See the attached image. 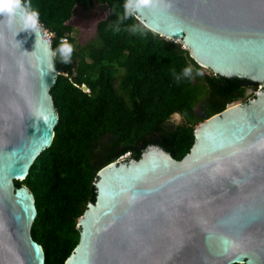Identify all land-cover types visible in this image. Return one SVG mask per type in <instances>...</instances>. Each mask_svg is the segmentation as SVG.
Here are the masks:
<instances>
[{"label": "water", "instance_id": "water-1", "mask_svg": "<svg viewBox=\"0 0 264 264\" xmlns=\"http://www.w3.org/2000/svg\"><path fill=\"white\" fill-rule=\"evenodd\" d=\"M134 12L201 66L261 87L200 121L181 158L151 144L99 168L65 264H264V0H159ZM55 55L40 22L0 14V264L45 261L34 194L14 180L54 134Z\"/></svg>", "mask_w": 264, "mask_h": 264}, {"label": "trees", "instance_id": "trees-1", "mask_svg": "<svg viewBox=\"0 0 264 264\" xmlns=\"http://www.w3.org/2000/svg\"><path fill=\"white\" fill-rule=\"evenodd\" d=\"M92 2L106 6L107 13L97 22L95 35L78 44L69 18ZM126 2L22 0L53 32L55 65L61 70L50 87L58 113L51 143L25 177L14 180L34 194L31 234L43 247L44 264H65L78 242L77 221L95 200L99 168L126 152L139 158L151 144L181 158L194 141L197 123L246 99L258 84L203 71L180 41L146 27L134 11L126 16ZM63 37L73 47L67 64L57 51ZM189 66L192 73L184 76ZM175 112L180 122L170 121Z\"/></svg>", "mask_w": 264, "mask_h": 264}, {"label": "clouds", "instance_id": "clouds-1", "mask_svg": "<svg viewBox=\"0 0 264 264\" xmlns=\"http://www.w3.org/2000/svg\"><path fill=\"white\" fill-rule=\"evenodd\" d=\"M159 3V0H127L125 4L126 16L133 11H139L143 7H153ZM30 4L25 5L22 0H0V14L9 18L15 17L17 14L26 28L36 29L39 23V13L37 11H29ZM57 51L62 57L63 63L70 62V57L73 47L61 38V44ZM55 54V53H54ZM192 73V68L189 66L183 71L184 76H189Z\"/></svg>", "mask_w": 264, "mask_h": 264}, {"label": "rangeland", "instance_id": "rangeland-1", "mask_svg": "<svg viewBox=\"0 0 264 264\" xmlns=\"http://www.w3.org/2000/svg\"><path fill=\"white\" fill-rule=\"evenodd\" d=\"M107 13V7L98 2H92V4L87 8H76L71 17L69 18V22L73 26L72 35L75 38V42L78 44H83L90 40L96 31L97 22L103 18ZM203 71H208V67L202 66ZM258 87V86H257ZM252 90V89H251ZM238 102H244V100L239 99ZM233 103H229L231 105ZM182 117L179 113H173L170 117V121L176 123L180 122ZM198 124V123H197ZM196 124V125H197ZM128 158L127 156L124 157Z\"/></svg>", "mask_w": 264, "mask_h": 264}, {"label": "built area", "instance_id": "built-area-1", "mask_svg": "<svg viewBox=\"0 0 264 264\" xmlns=\"http://www.w3.org/2000/svg\"><path fill=\"white\" fill-rule=\"evenodd\" d=\"M43 28H44V27H43ZM44 31H45V35L48 37V39L51 40V36H52L53 32L47 30L46 28H44ZM63 39L66 40V37H63ZM257 86H258V87H256V88L253 90L252 94H250L249 96H247V98L244 99V101L247 100V99H249V98H251L252 96H254L256 90H257L258 88L261 87V84H257ZM232 103H236V102H232ZM227 105H229V104H227ZM126 156H128V152H126V153L120 155L116 160L123 159V158L126 157Z\"/></svg>", "mask_w": 264, "mask_h": 264}, {"label": "flooded vegetation", "instance_id": "flooded-vegetation-1", "mask_svg": "<svg viewBox=\"0 0 264 264\" xmlns=\"http://www.w3.org/2000/svg\"><path fill=\"white\" fill-rule=\"evenodd\" d=\"M244 78V77H243ZM245 82H252L250 80H248L247 78H245ZM259 84V83H258ZM128 157V156H127Z\"/></svg>", "mask_w": 264, "mask_h": 264}]
</instances>
